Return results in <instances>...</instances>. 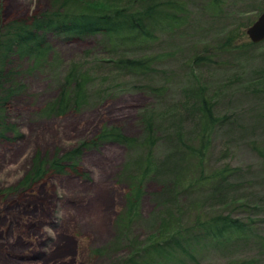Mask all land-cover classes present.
<instances>
[{
  "label": "rangeland",
  "instance_id": "374dc122",
  "mask_svg": "<svg viewBox=\"0 0 264 264\" xmlns=\"http://www.w3.org/2000/svg\"><path fill=\"white\" fill-rule=\"evenodd\" d=\"M55 1L0 0V26L50 11ZM97 1L108 4L113 0ZM132 1L111 4L131 6ZM184 1L188 8L184 23L158 34L148 49L151 54H170L149 76L115 69L114 59L97 46L101 35L71 41L54 37L49 59L31 61V68L27 59L15 58V65L23 63L22 73L15 76L20 88L4 104L5 93L0 91V107L5 106V121L12 126L8 131L0 125V264H122L133 250L156 240L164 224L172 226L180 220L182 226L188 225L196 216L206 218L219 212L254 220L251 239L223 250L202 240L193 249L194 258L176 251L174 259L168 257L166 262L228 264L253 259L254 264H264V94L254 91L262 81L264 40L250 45L247 34L264 10V0H225L215 15L208 14L202 0ZM77 3L82 6L78 10L85 7ZM138 3L135 8L141 7ZM194 54L212 59L195 63ZM75 63L90 71L88 103L64 116H47L42 108L59 92ZM150 87L163 89L155 92ZM196 89L214 100L215 113H230L236 119L216 130L206 169L224 164L240 168L233 178L238 186L223 196L204 188L173 201L166 190L192 159L187 158V151L174 154L178 144L163 137L180 127L186 137L195 136L198 115L189 112L196 108ZM148 119L154 121L161 137L154 152L163 171L146 183L141 216L124 232L117 225L118 217L125 208L130 178L140 173L144 148L107 143L84 154L81 175L52 174L24 191H6L26 175L37 154L52 157L69 150L105 125L120 126L143 139ZM237 201L245 202L252 212L233 203Z\"/></svg>",
  "mask_w": 264,
  "mask_h": 264
},
{
  "label": "trees",
  "instance_id": "16d2710c",
  "mask_svg": "<svg viewBox=\"0 0 264 264\" xmlns=\"http://www.w3.org/2000/svg\"><path fill=\"white\" fill-rule=\"evenodd\" d=\"M56 1L50 11L37 12L0 26V91L5 93L4 99L1 98L2 104L5 100L8 101L14 97L15 90L20 88L16 86L15 76L22 73L23 63L22 66L15 65L17 60L15 58L27 59L30 61V68L31 61L45 63L54 50L51 42L54 37L71 41L83 38L97 39L101 35V39L97 40V46L101 53L114 59L115 69L134 76H149L156 72L157 64L170 55L169 53L151 54L148 52L149 47L156 42L158 34L181 26L188 13L187 3L184 0H133L131 6L111 4L119 0H113L108 4L97 0H76L85 5L80 10L78 8L82 6L77 5L78 3L74 0H58V3L61 2L58 5ZM202 1L209 15L218 14L222 5L225 4V0ZM137 2L141 7H134ZM231 41L232 38L228 36L227 44ZM248 44L253 45L254 42L251 41ZM208 49L205 48V50ZM209 58L212 59L211 56L194 54L192 60L198 63ZM89 72L86 69L82 70L75 63L66 73L59 92L46 101L42 111L47 116H64L85 107L89 100V84L92 81ZM260 75L262 81L259 82L258 87L254 88V91L264 94V70ZM150 88L155 92H161L163 89L162 87ZM193 92L195 97L193 105L196 108H192L189 114L194 112L198 115L195 136L186 137L184 130L180 127L174 130L173 134L163 137L165 140L169 139L172 144H174L173 141L178 144L176 145L178 150L174 154L187 151V158L192 159L188 167L174 175V181L170 182L166 190L175 201L188 192L204 188L213 195L223 196L226 190L229 191L238 186L233 178L240 173V168L224 164L212 170L206 169L207 156L216 130L221 125L233 124L236 119L233 120L230 113H215L216 103L205 94L203 89H196ZM0 111L2 129L12 130V126L5 121V106H1ZM145 125L148 134L143 139L127 134L120 126L105 125L94 137L83 140L69 150L57 151L52 157L37 154L26 175L6 191L9 194L24 191L52 174L81 175L84 154L107 143L121 144L127 149L144 148L145 154L139 164L140 173L131 176L127 186L125 208L118 217L117 225L120 231L124 232L141 216L146 183L160 177L163 171L154 152L155 146L161 139L157 134L158 127L152 119H148ZM6 134L2 136L8 138ZM233 203L242 205V210L250 209L245 202ZM181 224L180 220L175 221L172 226L164 224L157 233L156 240L139 250H133L131 256L123 260L122 264H168L166 262L169 260L168 257L173 260L176 251L194 258L197 252L193 249L202 240L222 250L246 243L251 239L255 221L245 220L241 216L234 215V212H219L206 218L196 216L188 225ZM261 240L264 243V237ZM145 254L148 256L146 257ZM150 255L156 258L152 256L154 259H151ZM254 263L253 259L228 262V264Z\"/></svg>",
  "mask_w": 264,
  "mask_h": 264
},
{
  "label": "water",
  "instance_id": "95a60500",
  "mask_svg": "<svg viewBox=\"0 0 264 264\" xmlns=\"http://www.w3.org/2000/svg\"><path fill=\"white\" fill-rule=\"evenodd\" d=\"M247 34L251 41L258 43L264 40V10L258 18L247 28Z\"/></svg>",
  "mask_w": 264,
  "mask_h": 264
}]
</instances>
